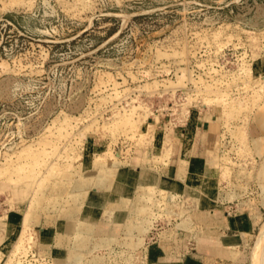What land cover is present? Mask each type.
<instances>
[{"label":"rangeland","instance_id":"1","mask_svg":"<svg viewBox=\"0 0 264 264\" xmlns=\"http://www.w3.org/2000/svg\"><path fill=\"white\" fill-rule=\"evenodd\" d=\"M5 1L0 0V166H9L0 177V226H6L4 237L19 231L9 242L0 238V264H59L44 240L56 223L49 201L63 198L75 184L92 186L98 176L105 185L114 183L121 167L151 163L152 155L154 163L167 164L172 137L183 144L178 169L186 167L183 151L191 146L201 160L210 156L213 166L225 154L228 177L220 179V165L204 179L211 194L232 192L222 206L260 217L233 256L209 253L206 264H252L264 221V132L255 122L264 113V0H23L10 9ZM143 115L147 125L140 129L124 123ZM207 138L215 142L212 154ZM257 140L263 142L260 155L254 151ZM39 152L38 168L28 154ZM22 164V175L36 170L37 179L26 189L20 179L6 184ZM17 189L23 192L20 204ZM171 195L177 216L168 218L165 209L152 216L141 247L97 250L104 263L149 264L145 248L163 244V238L189 237L197 249L198 237L212 241L206 238L209 217L192 210L194 195ZM22 208L29 218L21 229ZM111 212L104 218L121 233L128 212L116 211L121 222L112 221ZM197 217L203 227L194 225ZM183 218L193 231L175 227ZM56 228L59 236L62 225ZM75 252L64 261L75 263Z\"/></svg>","mask_w":264,"mask_h":264},{"label":"bare ground","instance_id":"2","mask_svg":"<svg viewBox=\"0 0 264 264\" xmlns=\"http://www.w3.org/2000/svg\"><path fill=\"white\" fill-rule=\"evenodd\" d=\"M22 1L23 0H8L7 2L5 1V3L7 5L5 3H4L5 5H4L3 2H2V4L4 6H8L10 9V7L17 5V4H19V2L21 3ZM22 3H25V2H22ZM4 8L5 7H3V9ZM144 117H145V115L139 116L137 120H134L130 116L129 118L125 119L124 123L130 125L132 128L140 129V127L147 125V123L144 120ZM255 120H256L255 122H257L256 126L258 128H260L261 130L263 129L262 131L264 132V113L256 115ZM49 131H50V129H49ZM79 133H80V135H82L81 134L82 132H79ZM262 135H263V139H264V134H262ZM207 141L209 143L208 144L209 145L208 154H212L213 153V146H215V142L211 141V139H208V138H207ZM262 144H263V142H261V140H257V142L254 143V151L256 152V154H259V155L261 154ZM29 149H30V147L26 146L22 150L26 152V151H29ZM183 153H184L183 159H188L189 154H190V148H186L183 151ZM221 153H222V151H221ZM28 155H29V157H32L31 164L33 162H35L36 164H38V168H39V165L41 166V164H40L41 159H43V158H41V156H43V155H41L40 152L39 153H29ZM165 155L169 156L170 152L169 151L165 152ZM224 155L225 154H220V155L218 154L217 159L215 158L216 160H214L215 166L212 165L213 162H211V161H213V160H210V156H208L206 159V165H205L206 173L207 172L209 174L214 173L215 169L213 167H219L220 165H222V163L225 159ZM225 161H224V163H225ZM6 163L7 164H5V165L2 164L3 166H0V177L2 175H5L4 173L7 170V166H9L7 161H6ZM42 163H43V160H42ZM232 164H234V162ZM24 165L25 164L18 165V167L15 168V172L12 175H9L8 177L6 176L7 179H6L5 183L10 186L14 182H18V179H20L19 182L22 181L24 183V184H21L22 188L26 189L36 174V170L34 171L33 169H36L35 166H37V165L33 166V169L31 168V170H33V171H29L30 173L28 172V174L22 175L21 170L24 169ZM223 166L224 165H222L221 167H223ZM51 169H53V167ZM54 169H55V166H54ZM184 169H185L184 167H181L180 169H178V172H181ZM228 169L229 168L227 166H224V169L221 171V175H220L221 178L220 179H222V181L226 177H228V175H229ZM114 178H115V180H117V177H114ZM149 178L150 177L147 176V179H146L147 182L145 184L137 185V187L135 188V190L132 192L131 195H122V193H119L120 191H119V188L117 187L118 185L116 184L117 181L114 183H111V182L108 184L106 183V185H105V181L103 180V178L102 177L100 178L98 176V178L96 177V182L92 186H89L87 188H83V187L75 184L74 186L71 187L70 190H66L64 192L63 198H61V197L54 198L53 200L49 201V206L51 207L49 210L52 209V212H55V215H56L55 220H56L57 226L62 225V232L59 236L55 233L56 231H54V233H53L54 235H56V238H55L56 245L59 247H62V246L66 247V250H61V251L53 253V257L55 258L56 263L63 264V262H65L64 260L66 258H68L69 255L71 256L72 252H75V250L77 249L79 251V253L75 252L73 254L75 256V263L65 262L64 264H80V263L84 264V261H83L84 259H85V261L92 263V264H106V261L104 263V259H103L105 256L96 254L97 250L108 249L111 247V244L112 245L113 244H119L123 248L125 246H127V247L131 246L133 249H135L138 246H140L141 244H143V241L145 240V236L147 235L148 230L151 226V222L153 221L152 216L157 217V216L161 215L162 213L163 214H169L168 218H172V217L177 216V214H176L177 212L174 210V205L170 204V203H173L171 191L167 192L166 189L158 187V185H156L155 183H149L148 182ZM35 179H37V177ZM90 179H93V178H90ZM220 179H219V182H221ZM103 181H104V183H103ZM14 184H17V183H14ZM0 185L2 187L1 182H0ZM209 187H210V184L207 183L206 187H205L206 191L204 190L202 192L203 195L207 196V194H208L210 196H213V194H211L212 192L209 190L210 189ZM90 190H92L93 194H94L91 197L89 194ZM13 192L16 194L17 204H20L22 202V200H24L22 190L17 189ZM189 194L191 195V197L193 196V194H191V193H189ZM11 195H12V193L10 194V196ZM232 196H233L232 192H228V193L224 194L223 196L222 195L219 196V199H222V200L231 199ZM205 197H203L201 194L199 196H193V198H194L193 200H196V201H194V202H196V205H193V207H196L199 209L200 204L202 201L205 200ZM63 199H66V200L64 201ZM161 199H162V201H161ZM108 200H110V201H108ZM160 203L161 204L163 203V206L159 207ZM81 204H83V206L80 207ZM98 204H101V206H102L101 210L104 214L108 210L128 212V215L123 222L121 233H118L117 229H115L117 231L114 232L115 230L110 229L108 226V223H103V222L99 221L101 216H99L95 212H91L92 211L91 209H93ZM205 204H206V202H205ZM155 206H156V208H157V206L159 207V209L156 210L157 212L155 211V208H154ZM84 207L86 209L89 208V215L88 216L86 214L82 213V209ZM39 209H41L40 211L42 212L44 210V206L41 208L39 206ZM168 209H169V211H168ZM160 210H164L165 212L162 211V213H161ZM148 212H150V214H151V217H149V218L147 217ZM184 212L185 211L183 209H181L180 213H178L179 214L178 216L182 217L184 215ZM18 214H20V219H21L20 228L22 229L23 226H26L25 221H28L27 218H29L27 208L20 209ZM58 216H59V218H58ZM75 222H78L76 227L73 226V224H75ZM72 227L76 228L74 237H73L72 232H71ZM175 227L178 229H181L182 231L187 230V228H189L190 230L193 231V228H194V227L192 228V226L189 225L188 219H185V218H183L179 223H177L175 225ZM5 228H6V226L4 224H2L0 226V238H4L6 240V242H9L11 240V236L13 234L14 235L16 234V236H18L17 232L19 230H17V232L16 231L13 232V234L9 235L8 237H4L3 231ZM139 230H141L144 234L138 235ZM30 239H31V237H30ZM48 239H50V238L48 237ZM44 240L46 243L50 242L49 240L47 241L46 238H44ZM197 241H199V243H200L198 250H202V248L205 246V242H208V240L203 239L201 237H198ZM210 242L208 244L206 243V249H208L210 254H214V255L215 254L216 255H222V253L223 254L226 253L228 256L231 257V256H233L232 250L237 246L234 244V242H230L228 240H224L223 242L219 243V244H221V246H218L215 242L214 243H210ZM16 244H17V242H16ZM47 245H49V244H47ZM16 250H17V248H16ZM236 253L237 252H235V254ZM263 253H264V221L262 222V224L260 226L259 233L257 234L254 245L252 246L251 263L252 264H262V262H264ZM262 255H263V258H262ZM87 257H89L88 258L89 260L86 259ZM71 258H72V256H71ZM76 262H80V263H76ZM128 262H131V261L128 260Z\"/></svg>","mask_w":264,"mask_h":264},{"label":"crops","instance_id":"3","mask_svg":"<svg viewBox=\"0 0 264 264\" xmlns=\"http://www.w3.org/2000/svg\"><path fill=\"white\" fill-rule=\"evenodd\" d=\"M172 144L173 152L167 164L154 163L152 155L150 156L151 163L143 165H134L133 163L128 168H125V166L121 167L117 177L119 193H122V195H131L137 185L147 182L146 179L147 176H149V183H155L158 187L176 193L180 197L184 196L185 193H191L194 196H199L201 194L205 197L206 195H203L202 192L204 190L206 191L205 187L207 181H204V179L211 177L205 170L206 160H201V155L196 154L191 146L187 165L184 170L178 172L179 160L182 154V140H175L174 137H172ZM224 202L227 201L221 200L217 196H210L207 194L205 200L201 202L200 208H193L192 210L196 213L200 211L209 217L210 224L208 233L210 235L206 238H210V240L214 241L216 244L228 240L236 243V245L240 247L248 242L251 233L254 232L260 223V217L250 211L240 209L238 206L225 208L222 206ZM91 210V212H95L101 216L99 221L103 223L110 222L108 220L109 218H104V213L100 207H94ZM82 213L88 216L89 208L86 209L84 207ZM111 213L110 216L112 221L121 222V219L118 217L120 215H118L116 211L112 210ZM200 221H202L200 217H197V222L194 225L203 227L205 224H202ZM52 226H54V231H56L57 223ZM53 233L49 236L50 239L46 238L47 241H50L49 245L51 248H53L49 249L50 253L65 250V246L59 247L56 245V235ZM191 240L195 242L194 239H189V237L184 238L179 236L176 239L173 236L171 239L163 238V244L160 242H153L147 245L145 248V257L149 264H206L210 259L209 251L206 249V243L202 250H198L196 242L194 245L189 243ZM193 249L198 252V255L190 252ZM216 258L220 257L216 256L214 259Z\"/></svg>","mask_w":264,"mask_h":264}]
</instances>
